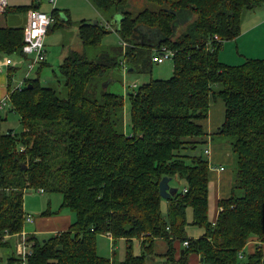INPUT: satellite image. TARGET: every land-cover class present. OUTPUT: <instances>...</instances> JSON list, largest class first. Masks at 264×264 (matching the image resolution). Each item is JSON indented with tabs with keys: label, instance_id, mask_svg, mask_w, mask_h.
<instances>
[{
	"label": "trees",
	"instance_id": "1",
	"mask_svg": "<svg viewBox=\"0 0 264 264\" xmlns=\"http://www.w3.org/2000/svg\"><path fill=\"white\" fill-rule=\"evenodd\" d=\"M90 1L118 33L120 49L96 58L69 51L59 66L66 95L42 83L47 62H41L37 78L11 91L3 108L19 115L22 129L0 134V246L10 236L19 235V243L25 237L32 243L27 264H190L192 254L203 264H239L256 240L249 264H264V59L231 65L219 56L224 42L242 33L246 13L264 0H144L138 12L128 9L129 0ZM30 8L40 2L8 6L4 14ZM60 13L54 7L48 33L65 25ZM65 17L68 22L69 12ZM24 28L0 27L1 54L24 55ZM107 33L98 20L79 25L84 47L101 45ZM164 50L173 53L174 74L128 91V132L126 96L108 86L98 90L96 79L118 66L150 71L152 61L170 58ZM213 98L223 99L226 112L212 140L231 144L235 157L231 195L219 200L215 222L210 163L196 153L208 144L202 120ZM166 177L171 187L184 185L167 198L165 213L160 183ZM39 189L63 195L59 211L74 215L68 230L42 239L24 233L25 195ZM190 207L202 237L187 236ZM100 234L126 240L122 261L99 254ZM158 238L168 242L165 254L155 253ZM22 263L20 255L0 258V264Z\"/></svg>",
	"mask_w": 264,
	"mask_h": 264
},
{
	"label": "crops",
	"instance_id": "2",
	"mask_svg": "<svg viewBox=\"0 0 264 264\" xmlns=\"http://www.w3.org/2000/svg\"><path fill=\"white\" fill-rule=\"evenodd\" d=\"M12 1L13 3L10 2L9 7L17 6V5H30L32 3V0H12ZM87 1H89L92 5V2L90 0H87ZM39 2H40V9H41L42 8L41 3L43 2L40 0H37V3ZM88 6H89V3H88ZM56 9L61 10L60 8H57V6H56ZM259 9L260 8L256 9L255 11H250L246 13L243 19V23H242V33L234 40L224 42L223 47L220 51V55H219L220 60L222 62L231 64V65H235V64L239 65V64H242L243 60L247 58L264 59V13L258 14ZM96 11L98 10L96 9ZM27 12L28 11L22 12V13H16L13 10H10L6 14L0 13V27H4L7 25L14 26V27H17V26L25 27L27 20H28ZM60 12H61L60 13L61 16L62 15L65 16V13L68 11H60ZM50 13H52V11ZM66 23L67 21L65 20V24ZM56 30H52L50 32H53ZM50 32L46 36V43L52 40ZM78 35H79V28H78ZM79 45H78L79 50H81L82 49L81 46L84 47V45L82 42H80ZM65 49H68V48L64 47V50ZM70 49L78 50L77 48H74V46L71 47ZM224 52L229 53V55L227 54V57H226L225 55L226 53ZM222 53L226 57V59L222 57ZM67 54H68V51L67 52L64 51V53L62 51V53L60 54V58H62L61 63ZM232 55H234V58L236 61H229V59H227V58L232 57ZM2 56H11L15 61V65L10 67V69L7 68L0 72V102L8 99L9 93L13 91L17 87V85L21 82V81L17 82L15 80L16 71L20 69L24 64L26 63L29 64L28 62H30L28 61L29 57L25 55L23 56L22 55H9V54L3 55L0 53V58ZM46 62H47L46 63L47 65L48 64V54H47ZM40 67H41V63L36 66L34 71L38 72V69H40ZM4 110L5 109L0 110V117H2V111ZM225 112H226V106H225V102L223 101V99L213 98L210 104L209 116L207 119L202 120L204 129L206 133L208 134V136L206 137V141H208V144L205 145L206 146L205 154L208 156V160L210 163V171H209L210 209H209V212H210V217L213 218L212 219L213 222H215L218 217V213H219L218 202L219 200L228 198L231 195L232 182H233V170L227 166L228 164L233 163V160H234L232 146L226 141H222L219 139L212 140L213 134L216 133L219 130V128H221L222 124L225 121ZM207 149L209 150L208 152L206 151ZM44 193H41V195H43ZM33 202L40 203L39 204L40 206L33 208L34 205H32V207L30 206L31 207L30 209L25 199V203H24L25 210L28 213V215H30L33 218V221L26 222V224L29 226L26 225L24 233H27L30 236L36 235L40 237V236H45L47 234L48 235L56 234L61 231H65L69 229L74 219V215L72 212L64 213L62 210L54 214H48V215L44 214L43 215L42 213L45 212L46 210H53L52 207L50 208L48 207L49 204L52 205L51 199L47 203H46V200L44 199L41 200V198H38L37 200H34ZM165 204L167 206L166 210H164ZM168 205H169L168 200L162 201V210L165 213L168 210ZM39 211H41V213H39L40 216L36 218V216H34L32 212L34 213V212H39ZM192 220H193V209L190 207L188 208V222L191 225L188 224L186 228V232L188 230L187 236L190 238L202 237L205 233L204 228L193 225L191 223ZM106 236L111 240L112 256H110V258H115L116 254L113 249H115L117 244L121 241H123L125 245L124 246V251H125L124 257H125L126 246H127L126 240L124 238L115 240L109 235H106ZM20 238L21 237L16 234L6 239L8 242V246H10V244L12 243L15 244L16 253L14 256L20 255L19 254ZM134 242H136L134 252L139 254L141 251L140 241L134 240ZM257 243L258 242L256 240H253L251 246L249 245V247L246 250L248 249H249L248 251L253 250V248L255 247ZM175 246L178 249L181 248V243L179 242V240L175 241ZM154 250H155V253L158 255L165 254L168 250V242L162 238L156 239L154 243ZM10 256L11 255L8 254V258ZM161 262L162 261L160 260H150L148 264H161ZM190 264H203L202 258L197 254H192L190 256Z\"/></svg>",
	"mask_w": 264,
	"mask_h": 264
},
{
	"label": "rangeland",
	"instance_id": "3",
	"mask_svg": "<svg viewBox=\"0 0 264 264\" xmlns=\"http://www.w3.org/2000/svg\"><path fill=\"white\" fill-rule=\"evenodd\" d=\"M43 3H41L42 8L41 10L47 13H50L54 7L52 4H50L49 0H41ZM11 3H13L12 0H10ZM89 6H88V3ZM65 5V6H64ZM93 5V4H92ZM91 3L87 0H58L57 1V8H60V11H68L69 12V21L65 24V26H61L56 31L50 32L51 35V41L45 43V47L47 49L48 54V64L44 66L41 70L40 79L42 83L46 86H50L58 90L62 93V95H66L65 88L63 85V77L60 73L59 66L61 64L62 58H60V54L64 53V51H72L70 49L74 46V48H77L79 50V43L82 42L80 39V36L78 35V28L82 21H90L94 22L95 20H98L99 23L102 24V26L106 27V29L109 31L104 36V39L99 46L94 47H82L79 51H86L90 58H96L97 56L109 52L114 54L116 51L115 49H120L119 45H121V39L118 35V33L113 30L111 27H107L105 17L101 15V13L96 11L94 5L92 6ZM146 3L144 0H129V7L128 9L131 11H141L144 9ZM55 6V7H56ZM256 10V9H255ZM253 10V11H255ZM264 4L262 7L258 10V14L264 13ZM257 12V11H256ZM106 14V13H105ZM107 17L110 15L106 14ZM66 17L62 15L60 22L65 21ZM181 29V28H180ZM181 30L178 31L180 33ZM46 41V39H45ZM79 45V46H78ZM64 47L68 48L64 50ZM85 48V49H84ZM226 53V52H224ZM227 54L226 53V57ZM222 57L226 59V57L222 53ZM229 57V56H228ZM32 56L29 57L28 61H31ZM229 61H236L234 58V55L232 57L227 58ZM246 61V59L243 60V62ZM242 62V63H243ZM29 63V62H28ZM236 65V64H235ZM130 68V67H128ZM28 71V64H24L20 69L16 71V78L15 80L17 82H20L24 80L26 73ZM174 74V63L173 59L170 58H162L160 60L156 59L152 61L151 69L150 71H138V70H125L121 69L119 66L114 67L113 69L109 70L104 77L97 78L96 79V85H98V90H101L102 88H105V84H108V90L114 93L123 94L126 96V105H125V129L128 132L132 131L131 126V115H130V109L131 104L128 97V91L133 90V88L137 85H141L143 83H146L152 79H168ZM32 78H37V72L34 71L32 74ZM95 85V86H96ZM10 129H13L15 132L21 131V123H20V117L17 113L10 112L9 108L2 111V118L0 119V134L6 133ZM206 146H202L199 148V150L196 153L202 154L204 157L208 158V156L205 154ZM233 152V151H232ZM233 158L234 153H233ZM230 169L233 170L234 167V160L233 163H230L227 165ZM184 185L183 182L175 183L174 187H182ZM27 195L25 196L26 202L28 204V207L36 208L37 206H40V203L33 202L34 200H37L38 198H41V200H46V203L49 202L51 199L52 205H48V207H52L53 210L59 211L61 209V205L63 203V195L59 192H46L43 195L39 193V191H27ZM163 200H167V198H164ZM30 207V209H31ZM167 206L165 204L164 210H166ZM39 209V208H38ZM66 210V211H64ZM63 212H70L69 209H63ZM39 212H32L36 218H38ZM33 216V217H34ZM211 218V217H210ZM213 219V218H211ZM27 225V224H26ZM191 225V224H189ZM29 226V225H27ZM188 233V230H187ZM49 236L48 234L45 236H40V238H45ZM124 242L121 241L117 244L116 248L113 249L116 256V261H122L124 258ZM111 240L105 235L100 234L98 236V252L100 255L105 257L112 256L111 251ZM249 250V249H248ZM247 253L249 254V252ZM15 244L12 243L10 246H0V258H3L4 261L7 260L8 254L13 256L15 255ZM246 255L245 258L240 260L239 264H249V255Z\"/></svg>",
	"mask_w": 264,
	"mask_h": 264
},
{
	"label": "built area",
	"instance_id": "4",
	"mask_svg": "<svg viewBox=\"0 0 264 264\" xmlns=\"http://www.w3.org/2000/svg\"><path fill=\"white\" fill-rule=\"evenodd\" d=\"M50 4L55 7L57 0H49ZM10 0H0V13H5ZM28 20L24 28V40L25 44L22 51L25 56H32L31 61L28 64V71L24 80H22L17 87L14 89L22 88L28 79L32 78V74L38 64L44 62L47 59V51L45 47V39L48 34L50 25L53 23L54 18L51 13L42 11L40 8H30L27 12ZM108 27H111L107 23ZM114 30V28H112ZM215 39H219L218 36ZM123 45L126 46L127 42L122 41ZM173 53L164 50L163 55L170 57ZM15 65V61L11 56H2L0 58V72ZM9 98V97H8ZM8 102V99L0 102V110H2ZM209 151L208 149L206 150ZM39 192L44 193V189H39ZM27 221H33V218L27 216ZM32 253V243L27 242L26 238L23 237L22 242L19 244V254L23 260L22 264H27L28 256ZM243 257V253L240 254Z\"/></svg>",
	"mask_w": 264,
	"mask_h": 264
},
{
	"label": "water",
	"instance_id": "5",
	"mask_svg": "<svg viewBox=\"0 0 264 264\" xmlns=\"http://www.w3.org/2000/svg\"><path fill=\"white\" fill-rule=\"evenodd\" d=\"M105 86L107 87L108 84H105ZM169 182L170 180L166 177L160 183L161 195L164 198H169L173 193L177 191V188L171 187Z\"/></svg>",
	"mask_w": 264,
	"mask_h": 264
}]
</instances>
